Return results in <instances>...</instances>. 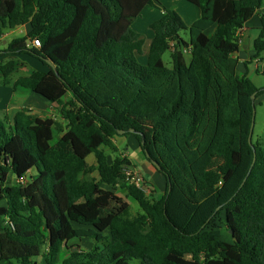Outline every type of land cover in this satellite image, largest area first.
<instances>
[{
    "label": "trees",
    "instance_id": "1",
    "mask_svg": "<svg viewBox=\"0 0 264 264\" xmlns=\"http://www.w3.org/2000/svg\"><path fill=\"white\" fill-rule=\"evenodd\" d=\"M187 1L200 18L187 26L165 9L141 64L145 40L132 26L159 0H0V44L6 31L29 28L0 51L9 57L4 85L13 57L31 56L48 72L20 77L13 89L63 106L68 122L55 142L54 119L26 110L12 126L0 118V264H264V142L249 143L252 96L264 89L231 66L238 33L257 13L252 47L255 59L264 55V0ZM120 136H134L158 164L163 196L126 184L130 159L106 151L118 152ZM94 172L98 180L84 179ZM130 200L141 209L135 217ZM222 213L232 241L215 226Z\"/></svg>",
    "mask_w": 264,
    "mask_h": 264
},
{
    "label": "rangeland",
    "instance_id": "2",
    "mask_svg": "<svg viewBox=\"0 0 264 264\" xmlns=\"http://www.w3.org/2000/svg\"><path fill=\"white\" fill-rule=\"evenodd\" d=\"M159 2L160 4L156 5V7L146 8L143 11L141 17L135 20L132 26L133 30L141 34L143 36V39L145 40L144 54L139 56L138 58L141 64L147 63L149 46L153 38V32L150 29V26L154 22L162 18L165 9L175 10L182 17L183 21L185 22L187 26L192 25L200 17L199 8L189 3L187 0H159ZM259 25L260 23L257 17H252L245 25L246 28L249 29L248 38H251L252 42H254V40H256L259 36V31H258ZM28 32H29L28 26L17 28L15 30L6 31L7 36L3 40L2 42L3 44L0 46V48L5 49L8 43H11L16 39L26 37ZM181 34H182V37L187 40V34L185 32H182ZM244 37L245 35L240 37V40L241 41L244 40ZM4 42H7V44H5ZM184 58H185V61L188 63L190 59L189 55L185 54ZM163 60L167 68L169 69L173 68L172 53L170 51H168L164 55ZM18 62L20 64L21 69L23 70H21L22 72L16 71L13 74V76L11 77L12 82L20 76H26L30 73L40 72L36 70L35 65L32 63L30 64V62H27V61H18ZM246 65H247L246 76L254 83V85L258 89H264V75H262L261 73L264 71V55H262V58L255 59V53H254V56L252 57V61ZM258 70L260 72H258ZM44 72H48V69H46ZM3 96H4L3 92L2 90H0V98H2ZM61 108H63V106L59 105L56 107L55 111L53 112V116H55L53 117L55 120V129H54L55 130V142H58L60 138L65 134V132L68 130V122L67 120H65L63 113L61 112ZM255 110H256V117H255V128H254V133H253V140L255 143L258 141L264 142V94L256 99ZM0 118L6 122H9L6 115H3L2 113H0ZM118 142L120 143V146L118 147L117 153L113 154L110 150L105 149L108 152V154L111 156V159H114L115 156L121 155L124 152H128L130 155V158L136 161L137 156H138L137 151L133 147H131L125 139L123 140L122 138L118 139ZM87 162L89 166L96 165V160L93 155L89 156ZM135 163L138 164L137 162ZM131 168H132L131 166L125 168L126 169L125 175L127 173V170ZM31 174L36 175L37 173L36 171H33ZM31 174L27 175L26 177L27 180H30ZM84 179H88V180L97 179L98 180L99 176L97 172H94L92 174L85 175ZM125 181L127 185H132L127 180V175H126ZM17 182H18L17 178L11 174L9 176V183L11 185H16ZM118 194L121 197H125V193H123L122 190H119ZM148 194L155 195L154 189H150V192ZM159 194H160L159 197L163 196L161 191L159 192ZM129 204H130L131 217H135L141 212L139 204L136 201L130 200ZM215 226L221 229L224 241H228V240L232 241L225 227V214L224 213H222L221 216L217 218ZM86 244L87 242H84L83 246H86ZM1 264H5V263H1Z\"/></svg>",
    "mask_w": 264,
    "mask_h": 264
},
{
    "label": "crops",
    "instance_id": "3",
    "mask_svg": "<svg viewBox=\"0 0 264 264\" xmlns=\"http://www.w3.org/2000/svg\"><path fill=\"white\" fill-rule=\"evenodd\" d=\"M199 11H200V9H199ZM262 12H264V7L262 8ZM216 13H218V9H216ZM200 15H201V12H200ZM253 17H257V19L259 20V23H260V25L258 27V29H259L261 27L260 16L257 13ZM243 30H244L243 36L245 35L244 40H246V41L242 40L240 52L236 53L231 58L232 70L235 73V75H237L238 77L246 76V71H247V65L246 64H248L252 61V57L254 56V53H255L254 49H252L253 42H252L251 38H248L249 29L246 28V26H245ZM6 36H7V33H5L3 40L6 38ZM3 40H2V42H3ZM4 43L7 44V42H4ZM2 44H0V46ZM3 50L4 49L0 48V51H3ZM188 55L190 58L188 63H190L191 54H188ZM13 58H14L16 66H15V69L12 73V76L16 71L22 72L21 70H23V69H21L18 61L30 62V64L31 63L34 64L36 67L35 69L40 71V72H44L46 69H48L47 67L42 65L39 61H37L36 59L32 58L29 55H20V56H16ZM8 60H9L8 56H0V68H1V65L3 63L7 62ZM258 72H260V71L258 70ZM32 74L33 73H30L26 76H20V77H28V76H31ZM20 77L15 79L12 82V84L16 80H18ZM12 84L9 86H5L4 85V78L0 72V90H2L3 95H4L2 98H0V112L3 115H6V117L9 120V122H7L9 125H11V126L13 125L15 115L18 112H20L21 110H26V111H28L29 114L36 116V117H39V118H42V119H54L53 117H55V116H53V112L55 111L56 107L59 106L58 104H51L47 100H45L44 98H42L36 94H33L31 91L26 90V89L21 88V87H17L16 89H13ZM121 138H122V140L125 139L128 142V144L131 147H133L138 153L136 161L129 158L130 163L132 164L131 167L144 174V176L148 182L149 187L150 188L152 187L154 189V192H155L154 196L159 197L160 191L162 194H164L165 180L154 169V167L147 161L145 155L141 151L140 144H139L138 140L134 136H128V137H121L120 136L114 140L117 147L120 146L118 139H121ZM125 153H128V152H125ZM128 155H129V153H128ZM129 157H130V155H129ZM134 161L137 162L138 164H136ZM31 176H35V175L31 174ZM104 188L107 189L106 187H104ZM6 206H7L6 202H0V208H4ZM84 242H87L86 246H83ZM81 247L85 250H90V249H92L93 244L91 243L90 240H83L81 242ZM36 264H47V263H46L44 258L40 257L37 259ZM132 264H140V263L139 262H133Z\"/></svg>",
    "mask_w": 264,
    "mask_h": 264
},
{
    "label": "built area",
    "instance_id": "4",
    "mask_svg": "<svg viewBox=\"0 0 264 264\" xmlns=\"http://www.w3.org/2000/svg\"><path fill=\"white\" fill-rule=\"evenodd\" d=\"M243 29L238 33L239 39L244 34V30ZM242 32H243V34H242ZM241 42L242 41L240 40V44H241ZM33 46L34 47H40L41 46L40 41H37V40L33 41ZM124 157H126L128 159L130 158L128 153H124ZM126 175H127V180L132 185H135L137 188L141 189L142 191H144L147 194L150 192V187H149L148 182H147V180H146V178H145L143 173L131 168V169L127 170Z\"/></svg>",
    "mask_w": 264,
    "mask_h": 264
},
{
    "label": "water",
    "instance_id": "5",
    "mask_svg": "<svg viewBox=\"0 0 264 264\" xmlns=\"http://www.w3.org/2000/svg\"><path fill=\"white\" fill-rule=\"evenodd\" d=\"M252 100L253 102L255 103L256 101V95H253L252 96ZM255 117H256V110L254 109L253 111V120H252V125H251V131H250V136H249V143L250 145H253L252 144V137H253V133H254V128H255ZM133 132V131H132ZM120 135H124V132L123 131H120L119 132ZM147 158H149V155L147 154ZM152 162V165L154 167H156L157 169H160V167L158 166V164L155 162V161H151ZM255 162H256V152L254 151V161H253V166L255 165ZM229 233L231 235H233V231H229ZM77 249H75L76 251ZM2 258V253H1V250H0V259Z\"/></svg>",
    "mask_w": 264,
    "mask_h": 264
}]
</instances>
